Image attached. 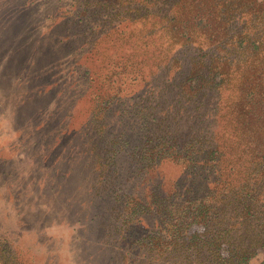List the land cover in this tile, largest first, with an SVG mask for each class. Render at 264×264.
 <instances>
[{
  "label": "rangeland",
  "instance_id": "374dc122",
  "mask_svg": "<svg viewBox=\"0 0 264 264\" xmlns=\"http://www.w3.org/2000/svg\"><path fill=\"white\" fill-rule=\"evenodd\" d=\"M90 1L0 0V248L16 264H184L172 232L159 246L117 239L93 145L133 125L134 143H145L158 124L181 137L189 122L211 121L214 100L208 114L188 113L182 81L192 61L218 50L171 40L167 0H112L111 19ZM160 168L149 182L179 171ZM127 175L123 186L138 190ZM149 219L134 232L150 234Z\"/></svg>",
  "mask_w": 264,
  "mask_h": 264
},
{
  "label": "trees",
  "instance_id": "16d2710c",
  "mask_svg": "<svg viewBox=\"0 0 264 264\" xmlns=\"http://www.w3.org/2000/svg\"><path fill=\"white\" fill-rule=\"evenodd\" d=\"M146 1L155 0H138L139 7H152ZM167 1L171 40L218 50L192 61L182 81L188 113L208 114L212 99L213 122H189L181 137L169 122L158 124L145 143H134L132 124L93 145L97 177L108 183L119 220L113 231L117 239L135 236L143 247L149 237L150 245L167 243L164 235L172 232L175 245L184 243V264H252L258 254L264 261V0ZM90 2L112 18V0ZM122 115L130 124L126 111ZM164 162L178 173L166 184L158 177L149 182ZM126 172L138 190L123 186ZM147 216L151 233L134 232ZM0 264H16L5 246Z\"/></svg>",
  "mask_w": 264,
  "mask_h": 264
}]
</instances>
